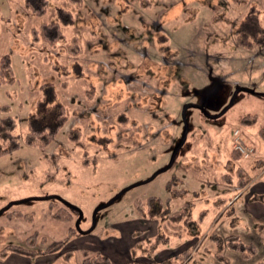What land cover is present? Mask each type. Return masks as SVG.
<instances>
[{"label": "rangeland", "instance_id": "1", "mask_svg": "<svg viewBox=\"0 0 264 264\" xmlns=\"http://www.w3.org/2000/svg\"><path fill=\"white\" fill-rule=\"evenodd\" d=\"M244 1L83 0L76 7L50 0L46 14L36 16L24 0H0V56H10L16 77L0 85V117L14 116L21 135L19 149L0 157V212L11 206L0 215V252L34 234L46 239L39 248L61 241L60 228L44 216L46 206L52 214L51 204L61 207L58 198L79 212L63 249L70 259L62 254L49 264H79L82 251L106 254L114 250L109 240H130V229L136 245L169 237L153 262L181 250L193 252L187 264L264 259L260 245L242 258L225 244L231 228L214 224L232 180L240 187L241 177L264 179V46L241 48L234 35L253 7L264 25V0ZM58 7L74 15L65 36L80 38L78 56L63 43L53 48L31 40V29L55 20ZM61 105L69 119L53 143L28 145L29 121L54 126ZM236 128L255 147L250 159L231 149ZM150 196L169 214L140 217L135 204ZM185 203L197 229L172 220ZM16 222L18 231L8 226ZM30 227L23 243L14 239ZM135 246L126 263L143 260Z\"/></svg>", "mask_w": 264, "mask_h": 264}, {"label": "trees", "instance_id": "2", "mask_svg": "<svg viewBox=\"0 0 264 264\" xmlns=\"http://www.w3.org/2000/svg\"><path fill=\"white\" fill-rule=\"evenodd\" d=\"M70 1L76 7H80L83 0ZM49 5L50 0H24L25 9L36 16L45 15ZM56 11L57 17L55 20L43 22L39 27L31 29V40L33 43H43L53 48L57 47L58 44L63 43L71 55L78 56L83 51V45L80 38L74 37L70 41H67L65 36V27L74 23V15L72 11L63 7H58ZM260 16L259 11L253 8L235 28V41L239 47L252 50L255 47L264 46V25ZM15 81L16 77L10 56H0V85L14 84ZM68 119V111L61 105L57 115V124L54 126H38L33 120H30L29 129L25 136L26 143L40 148L50 146L56 139L60 128L67 123ZM17 126L18 123L14 116L7 114L0 117V157L13 153L19 149L21 145V135L17 132ZM233 153L238 157H241L237 152L233 151ZM84 162L88 164L89 160L85 159ZM224 177L226 179L227 175ZM173 181H170V183ZM55 199V201L61 205V207L55 208V205L51 204V208L54 211L53 216L56 220L61 222H70L72 220V216L78 215V209L73 208L58 198ZM135 207L142 218H155L162 215H168L170 212L169 207H165L161 200L155 196H150L145 201H138L135 204ZM10 208L11 206L6 209V211ZM192 209L193 208L190 203L183 205L182 209L174 214V217L172 216L173 222L183 220L184 224L188 225L192 220ZM20 213L21 212H11V215L18 217ZM75 233L76 229L71 227L64 239L47 249L37 247L39 244H44L46 239L41 237V239L38 240V235L34 234L27 239L25 244H8L5 246L0 252V261H5V259H7V257L12 253L36 257L38 255L58 252H62L65 258L69 260L71 255L69 253H65L63 249ZM215 239L216 241L219 240L217 237ZM168 243L169 237L164 234H160L154 239L147 238L135 246L142 250V254L144 256L143 259H145V261L136 260L123 264H185L191 256V251L186 250L177 253L160 262H153L149 260L159 246L166 245ZM225 244L228 248L236 251L242 258L245 259L251 258L257 252L255 244L245 242L238 235L232 234L227 236L225 238ZM82 257L84 264H115L108 256L102 253L91 254L87 251H82ZM257 264H264V259Z\"/></svg>", "mask_w": 264, "mask_h": 264}, {"label": "crops", "instance_id": "3", "mask_svg": "<svg viewBox=\"0 0 264 264\" xmlns=\"http://www.w3.org/2000/svg\"><path fill=\"white\" fill-rule=\"evenodd\" d=\"M238 1H240V0H238ZM254 1L257 2L260 0H254ZM244 2H247V0H245ZM104 7H106V6H104ZM253 8L257 9V7H253ZM259 13H260V11H259ZM246 15H247V13H246ZM168 63H170V62H168ZM156 90L158 91V89H156ZM164 94H166V92ZM184 103H186V102H184ZM258 160L261 161L263 159L259 158ZM229 179L230 178H226V180H229ZM231 179L229 180V182L231 181ZM240 179H241L240 185L242 184L240 187L235 185V183H236L235 180H234V182L232 180V184H230L231 188H228L226 191H224L225 195H224V198H222V201H219V203L221 205L219 206V209L216 211V215L214 217V224H216L217 222H221L226 227H230L231 233L230 234L228 233V236L232 235V234L238 235L247 243H253L257 247L260 245L262 247L261 256H263L264 255V179L262 178V175H260V176L256 175L255 177H251L249 179H245L244 177H241ZM181 195H179V196H181ZM192 212H193V209H192ZM202 212H203V215L206 214L204 211H202ZM45 213L46 214L44 216L47 218V220L53 226L59 227L60 231L63 233L64 237L68 234L71 227H73L70 225L71 222H61V223H60V221L57 222V220L53 217V214L50 210L49 205L46 206ZM205 216H203V219ZM140 221H144V220L140 219ZM178 222H182L181 226L183 228L185 226H187L186 224L183 225L184 222L181 220H179ZM24 223H26V222H24ZM12 224H15L16 227L13 226ZM12 224H8V226H12L17 230L19 223L16 222V223H12ZM188 225H189L188 227H192L193 229L198 228V225H197V223H195L193 216H192V220L190 221V223ZM31 230H34V229L31 227L27 228V231L24 234L19 233L14 239L20 243H23L25 235L29 234ZM37 231H39V230H37ZM134 231H135L134 229L129 230V232H128V235L130 237L129 241H122L121 242L117 238L109 240L108 242L112 247H114L113 248L114 250L110 249L109 252L106 253L105 255L108 256L113 262L118 263V264H123V263L128 262L129 260H132L131 259L132 249L136 245V239H134V235H133ZM193 234H195V233H193ZM64 237H62V239ZM212 238L214 241H216V239H215L216 236L214 234L212 235ZM208 250H210V249H208ZM211 252H212V250H211ZM257 252H258V248H257ZM96 253H98V252H96ZM195 253H197V252H195ZM62 254H63L62 252L51 253V254L47 253V254H43V255H38L36 257H30V256H25V255H19L17 253H12L7 259H5L4 264H11V262L13 260H15V261L20 260L21 261L20 264H37V263L39 264L40 261L45 260L46 264H49L53 260L52 257H58L59 255H62ZM166 256L164 259H160L157 262H160L162 260L169 258ZM192 256H193V252H191V256L189 257V259L187 260V262L185 264H187L191 260ZM262 260L255 261L254 264H257L258 262H260ZM140 261H145V259L140 260ZM150 261H153V260H150ZM79 264H84L82 255L79 258Z\"/></svg>", "mask_w": 264, "mask_h": 264}, {"label": "built area", "instance_id": "4", "mask_svg": "<svg viewBox=\"0 0 264 264\" xmlns=\"http://www.w3.org/2000/svg\"><path fill=\"white\" fill-rule=\"evenodd\" d=\"M233 149L245 159L252 157L255 153V148L245 142L238 129L233 133Z\"/></svg>", "mask_w": 264, "mask_h": 264}, {"label": "water", "instance_id": "5", "mask_svg": "<svg viewBox=\"0 0 264 264\" xmlns=\"http://www.w3.org/2000/svg\"><path fill=\"white\" fill-rule=\"evenodd\" d=\"M190 105H186L185 107H184V111L189 107ZM157 175V173L152 177V178H154L155 176ZM119 196H117L116 198H118ZM116 198H114V200L116 199ZM113 201V200H112ZM112 201H110L107 205H109ZM9 208V207H8ZM8 208H5V209H3L1 212H0V215L6 210V209H8ZM76 226H78V221H76Z\"/></svg>", "mask_w": 264, "mask_h": 264}]
</instances>
